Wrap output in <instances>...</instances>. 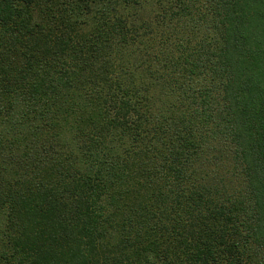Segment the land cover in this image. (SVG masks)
<instances>
[{
    "label": "trees",
    "instance_id": "trees-1",
    "mask_svg": "<svg viewBox=\"0 0 264 264\" xmlns=\"http://www.w3.org/2000/svg\"><path fill=\"white\" fill-rule=\"evenodd\" d=\"M0 0V264H264V0Z\"/></svg>",
    "mask_w": 264,
    "mask_h": 264
},
{
    "label": "rangeland",
    "instance_id": "rangeland-1",
    "mask_svg": "<svg viewBox=\"0 0 264 264\" xmlns=\"http://www.w3.org/2000/svg\"><path fill=\"white\" fill-rule=\"evenodd\" d=\"M145 1L138 9V15L145 19L155 12V9L158 7L157 0H140Z\"/></svg>",
    "mask_w": 264,
    "mask_h": 264
}]
</instances>
